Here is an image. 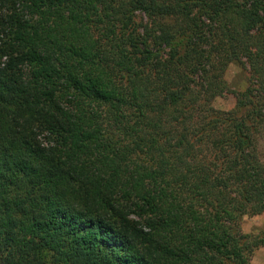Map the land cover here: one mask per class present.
I'll return each mask as SVG.
<instances>
[{
    "label": "trees",
    "instance_id": "trees-1",
    "mask_svg": "<svg viewBox=\"0 0 264 264\" xmlns=\"http://www.w3.org/2000/svg\"><path fill=\"white\" fill-rule=\"evenodd\" d=\"M263 130L264 0H0V264H252Z\"/></svg>",
    "mask_w": 264,
    "mask_h": 264
},
{
    "label": "rangeland",
    "instance_id": "rangeland-1",
    "mask_svg": "<svg viewBox=\"0 0 264 264\" xmlns=\"http://www.w3.org/2000/svg\"><path fill=\"white\" fill-rule=\"evenodd\" d=\"M249 78L250 72L248 68L235 62L229 64L225 71V79L230 90L213 101L214 107L224 111L232 110L237 103L236 93L247 89ZM258 147H260V155L264 162V130L258 139ZM241 226L245 233L259 234L263 232L264 214L246 215L242 220ZM252 264H264V246L255 252Z\"/></svg>",
    "mask_w": 264,
    "mask_h": 264
}]
</instances>
